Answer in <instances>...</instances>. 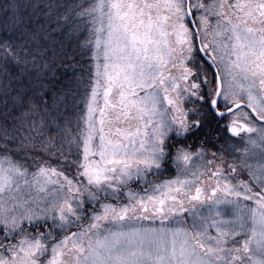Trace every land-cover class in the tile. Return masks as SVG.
<instances>
[{"label":"snow or ice","instance_id":"snow-or-ice-1","mask_svg":"<svg viewBox=\"0 0 264 264\" xmlns=\"http://www.w3.org/2000/svg\"><path fill=\"white\" fill-rule=\"evenodd\" d=\"M0 11L11 13L21 39L0 43L5 66H35L30 42L44 29L40 13L68 38L87 32L80 47L92 61L87 75L67 65L63 91L0 86V264H264V0H9ZM198 53L215 69L211 80ZM81 87L85 108L77 115ZM204 109L227 118L233 137L247 134L239 159L248 182L208 169L203 153L194 157L183 144ZM46 132L38 151L61 167L42 160L29 172L9 158L14 147L36 149ZM166 159L182 176L151 195L127 191L135 203L100 202L101 193L118 198ZM221 205L231 209L228 219ZM185 212L191 229L166 226ZM156 217L159 228L133 223Z\"/></svg>","mask_w":264,"mask_h":264},{"label":"trees","instance_id":"trees-1","mask_svg":"<svg viewBox=\"0 0 264 264\" xmlns=\"http://www.w3.org/2000/svg\"><path fill=\"white\" fill-rule=\"evenodd\" d=\"M7 2H9V0H0V8ZM20 3L27 4L28 0H20ZM29 11L31 10L29 9ZM39 15L42 18L41 23L44 24V29L40 30V38L38 41L30 42V52L37 57L35 66H33L32 63H28L26 66L23 63L19 66L8 63V65L5 66L0 62V86L11 80L15 89L26 92L29 95H33L41 89H47L50 92L63 91L65 86L71 82L70 77L72 76V71L67 68L68 64H76L78 72H83L85 75L88 74L89 66L92 63L90 59L91 51L80 47L83 38L87 36V32H82L80 34L81 39L75 37L68 38L64 32L55 30L56 25L53 22L54 18L50 19L43 17V13ZM33 27H35V25ZM5 41H10L14 45H19L21 43L20 29L13 27L10 12L7 14L6 18V14L0 11V43ZM198 55L201 57L200 63L208 71L209 76H213L214 72L202 58L200 53H198ZM30 59L31 57H29V60ZM45 64L48 65V68L41 67ZM73 87H75V85H73ZM2 99L3 98L0 97V119L3 118L4 112ZM78 99L80 103L74 111L77 115H80L85 108L83 103L85 100V88L81 87L78 89ZM189 107H191V105H189ZM203 111L208 114L206 116H201V126L189 133L187 138H180L183 144L190 146L191 150L204 148L211 152L223 153L228 161L240 165L239 157L241 156V150L244 148L243 145L237 143L232 146V142L230 143V141L235 139L229 135L227 129L221 125V121L214 116L210 109H204ZM48 134L49 133L46 132L44 137H36V149L29 147L28 149L21 150L19 147H14L9 158L18 161L31 172L36 170V167L42 160H49L52 166L61 167L56 159L38 151L41 146L40 141L46 139ZM51 134L55 135L54 132ZM67 150L68 145L65 144L66 155ZM71 151L73 157L82 159V156L77 155L78 150L75 146H72ZM57 155H59V153H57ZM165 165L168 169L166 176L172 178L175 174L172 161L166 159ZM75 172V165H73L72 170L67 172V174L72 176ZM166 176L160 175L158 180ZM134 186L133 184L130 185L132 188H134ZM189 213L191 212L184 213L182 217L172 216L171 222L167 223V225L169 227H184L191 229ZM180 220L184 221L183 224L177 223V221ZM143 222L144 225L147 224V222ZM154 223L157 224L159 221L156 220Z\"/></svg>","mask_w":264,"mask_h":264},{"label":"rangeland","instance_id":"rangeland-1","mask_svg":"<svg viewBox=\"0 0 264 264\" xmlns=\"http://www.w3.org/2000/svg\"><path fill=\"white\" fill-rule=\"evenodd\" d=\"M206 2H207V0H206ZM208 39H211V37L209 36ZM210 74H211V72H210ZM212 77L213 76L210 75L209 79L211 80ZM101 103H102V100H101ZM189 105L190 104H186L185 106L189 107ZM228 123H229V121L227 118H224L221 120V125L224 126L227 129V131H228ZM228 133H229V135H231V133L229 131H228ZM246 135L247 134H245V133H241L240 137H233L231 135L235 139L233 141H230V143L232 142L231 145L233 146L234 144L239 143V145H243V147H245V142H244L243 138L246 137ZM181 138H183V137H181ZM192 152L194 154V157H195V153L202 152L203 153V161H201V162L205 163V165L208 169H212V168H215L217 166H220L224 169L225 175H228L229 179L233 180L234 182L237 180H243L244 182H248L250 180L248 171L245 168H243L241 166V164L238 165L235 162L228 161L227 158L224 157L223 153L211 152V151H208L207 149H204V148H196V149L192 150ZM0 158H2V157H0ZM95 159H98V157H96ZM208 160H212V161H214V163L212 165H207L206 162ZM165 163H166V160L164 161V163L162 164V167L159 170L153 169L144 178L138 179V178L134 177L126 186H124V188H122V190L119 193H117L118 198H116V199H114L112 197L111 190H109V194L107 196H105L104 193H101L100 194V202L112 204V205H115L117 207L127 205L129 203H135V201H129V198L126 195L127 191H131V192L137 194L138 196L151 195L153 193V189L156 185L163 184L165 181L174 180L177 178V176H182L181 170L177 169L175 164L172 162V167L175 170V174L172 178H168L166 176L168 169L166 168ZM230 164L237 166V172L234 175H229L230 169L228 168V165H230ZM29 172H31V171H29ZM75 174H76V172H75ZM74 175H72V176H74ZM160 175H163L166 177H163L162 179L158 180ZM205 179H207V177H205ZM132 184L135 185L134 188L130 187V185H132ZM203 186L205 188H208L209 186H214V184L211 181H209L207 184H204ZM146 189H147V192L145 191ZM99 207H100V204H99V202H97L96 203L97 210H99ZM186 207H191V205L186 203ZM85 208H86V211L88 212V214L91 215L92 214L91 205H86ZM196 208L204 216H208L210 214L214 215L215 210H212V212L210 213V210H209V207L207 204H196ZM220 209L224 213L222 218L228 219L230 214H231V209L229 208V206L221 205ZM185 213H188V212H185ZM139 214L140 213L138 211L137 215H139ZM130 215H131V213H130ZM145 215H147L149 217L152 216L151 206H150L149 212L145 213ZM189 215H190V223L192 226L194 217H193L192 213H189ZM171 218H172V216H170L167 223L171 222ZM156 220H158L159 223L155 224L154 222ZM143 221L147 222V224L144 225ZM84 223H85V225H87V223H88L87 219H85ZM133 223L136 226H143V227L159 228L161 226L159 217L154 218V220L153 219H147V220L133 221ZM167 223H166V226H168ZM72 230L75 231L76 229L73 228Z\"/></svg>","mask_w":264,"mask_h":264},{"label":"water","instance_id":"water-1","mask_svg":"<svg viewBox=\"0 0 264 264\" xmlns=\"http://www.w3.org/2000/svg\"><path fill=\"white\" fill-rule=\"evenodd\" d=\"M200 55H201L202 58L205 60V62L208 64V57L205 56L204 53H200ZM208 65H209V64H208ZM209 67L211 68L210 65H209ZM211 70H212L213 72H215V69L211 68ZM212 113H213V112H212ZM213 114H214V113H213ZM214 116H215L216 118H218L220 121H221L222 119H224V118H221V117L216 116L215 114H214Z\"/></svg>","mask_w":264,"mask_h":264}]
</instances>
